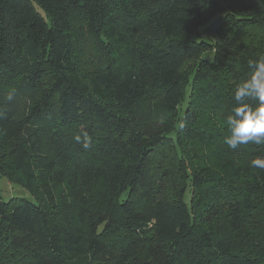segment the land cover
<instances>
[{
  "label": "trees",
  "instance_id": "trees-1",
  "mask_svg": "<svg viewBox=\"0 0 264 264\" xmlns=\"http://www.w3.org/2000/svg\"><path fill=\"white\" fill-rule=\"evenodd\" d=\"M261 56L264 0H0V264H264Z\"/></svg>",
  "mask_w": 264,
  "mask_h": 264
},
{
  "label": "clouds",
  "instance_id": "clouds-1",
  "mask_svg": "<svg viewBox=\"0 0 264 264\" xmlns=\"http://www.w3.org/2000/svg\"><path fill=\"white\" fill-rule=\"evenodd\" d=\"M250 74L248 79L240 82L233 93L235 106L223 118L228 135L225 144L229 149L241 145H264V56L249 60ZM185 127L184 122L179 128ZM77 142L80 137H76ZM84 146L88 147V137L84 136ZM250 166L264 170V157L256 156Z\"/></svg>",
  "mask_w": 264,
  "mask_h": 264
},
{
  "label": "rangeland",
  "instance_id": "rangeland-1",
  "mask_svg": "<svg viewBox=\"0 0 264 264\" xmlns=\"http://www.w3.org/2000/svg\"><path fill=\"white\" fill-rule=\"evenodd\" d=\"M11 106L13 109L17 110L20 107L19 101H12ZM21 195V188H16L15 186H11L10 183L4 178L0 177V195L4 199H8L13 195Z\"/></svg>",
  "mask_w": 264,
  "mask_h": 264
}]
</instances>
